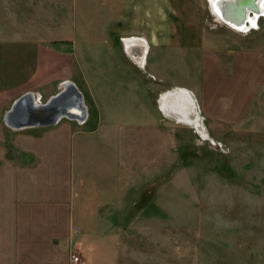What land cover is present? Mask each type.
Segmentation results:
<instances>
[{
    "label": "rangeland",
    "instance_id": "1",
    "mask_svg": "<svg viewBox=\"0 0 264 264\" xmlns=\"http://www.w3.org/2000/svg\"><path fill=\"white\" fill-rule=\"evenodd\" d=\"M157 1L162 19L130 0L107 15L105 0H0V264H89L91 242L92 264H264V16L239 31L210 0ZM152 25L142 92L124 90L111 42ZM66 77L85 122L4 123L22 93L45 102ZM175 85L211 138L159 109ZM103 117L120 131H96Z\"/></svg>",
    "mask_w": 264,
    "mask_h": 264
},
{
    "label": "water",
    "instance_id": "2",
    "mask_svg": "<svg viewBox=\"0 0 264 264\" xmlns=\"http://www.w3.org/2000/svg\"><path fill=\"white\" fill-rule=\"evenodd\" d=\"M217 2L222 9V17L235 25H246L251 20L250 13L260 14L261 11L262 14L264 13L262 0H217ZM167 94L159 101L163 114L175 120H182L211 138L195 92L190 88L181 87L172 88ZM183 100L188 102V106L184 107ZM179 101L181 103L177 105ZM88 117L89 108L83 91L77 83L68 79L63 82L62 88L45 102L37 101L31 91L23 93L7 110L5 121L13 129H24L53 126L63 118L84 122Z\"/></svg>",
    "mask_w": 264,
    "mask_h": 264
},
{
    "label": "crops",
    "instance_id": "3",
    "mask_svg": "<svg viewBox=\"0 0 264 264\" xmlns=\"http://www.w3.org/2000/svg\"><path fill=\"white\" fill-rule=\"evenodd\" d=\"M130 1L133 2V8L134 9L139 10V9L145 8L147 13H148V10L152 4H156V5L160 4L159 6H156L155 10H149V11L154 12L153 15L156 18L162 19V18H164V16H166V9L164 8V10H162V8H161L162 4L160 2L158 3L157 0L156 1H154V0H152V1L151 0H130ZM105 2H109V7L108 8L102 7L101 12H103L105 15L114 14V12H115V10H114L115 3H113L114 0H105ZM124 12H125L124 14H126L128 11H124ZM126 17H127V15H126ZM130 19L136 20V18H134L133 16H131ZM161 25H162V22H161ZM113 33L115 34L118 32L115 31ZM118 34H119V36H118L119 42H113L112 41L111 42V48L113 50V53H114V50L118 51L119 49H120L119 52H121V55H120L121 61L119 62V69H120L119 71L122 72V74L124 76L122 77V79H120V84L125 85V87L123 89L129 91L130 88H133V87H131V85L136 83L135 88H137V90H139L138 92L141 93L142 88L140 86H138L137 83H139V82H136L137 81L136 71L138 70L141 75L146 72V68L149 65V54L151 53L154 45H156L158 43H159L158 45H160V43L162 41H161V38H159V37H163V35H160V33H158V27L156 25H152L151 27L149 26L148 28L140 27V28L132 30V31H123V32H120ZM105 42H107V41L105 40ZM138 57L141 59L138 60ZM109 66L110 67H116L117 65L115 66L114 64H111ZM68 79H69V77H66L65 79L62 80V83H63V81L68 80ZM139 81L141 82L140 83L141 86L144 87L145 84L142 83L141 80H139ZM166 89H167V87L163 88L162 90L159 91V93H158L159 97L157 100L158 104L160 103L159 101H160L161 92L163 90H166ZM28 91H31L36 95L35 90H28ZM28 91H25V92H28ZM52 95H54V94H52ZM138 98L141 100H145L143 95H140ZM158 106H159V109H161L160 104ZM7 110L4 113V123L6 125H7V123L5 121V114H6ZM107 122H108V120L104 119V117H103L97 123V128L95 130L96 131H102L103 128H106L105 130L107 132H109L111 130L120 131V129L122 127L121 124H118V123L115 124L110 118H109V122H108L109 124H106ZM32 128H34V127H32ZM69 240H70V243H72L71 238H69ZM88 246H90L92 249H90V250L88 249L90 251V253H89V257H88V255L86 256L85 263L92 264V261H93L92 258H93V255H95V254H93V250L96 248L95 243L91 242L88 244ZM116 264H119V262H116Z\"/></svg>",
    "mask_w": 264,
    "mask_h": 264
},
{
    "label": "bare ground",
    "instance_id": "4",
    "mask_svg": "<svg viewBox=\"0 0 264 264\" xmlns=\"http://www.w3.org/2000/svg\"><path fill=\"white\" fill-rule=\"evenodd\" d=\"M210 2H211V9H212V11H213V13L214 14H217V16L220 18V19H222L225 23H227V24H229L231 27H233V28H236L237 30H239V31H248V30H251V29H253V27L255 26L254 24H256L257 23V20H259V18L261 17V15L262 16H264V13L262 14V11H261V13L259 14V13H250V21H248L247 23H246V25H235V24H232V23H230V22H228L227 20H225L223 17H222V15H221V13H222V9H221V7L217 4L218 2H217V0H210ZM262 7H263V9H264V0H262ZM262 9V10H263ZM257 26V25H256ZM142 45V44H141ZM129 48V47H128ZM143 48V47H142ZM137 49V48H136ZM148 50V49H147ZM131 51V50H130ZM144 52V51H143ZM135 53V52H134ZM132 54V53H131ZM144 55V54H143ZM137 56V55H136ZM133 57V56H132ZM139 59V58H138ZM141 59V58H140ZM139 59V60H140ZM138 61V60H137ZM144 61V60H143ZM139 63V62H138ZM141 63V62H140ZM181 87H185V88H188V87H186V86H180V85H175V87H172V88H174V89H177V88H181ZM172 88H168V89H166V90H164L162 93H161V97L163 96V98L164 97H166V95H168L167 93H169L170 92V90H172ZM189 89V88H188ZM192 90V89H191ZM36 97V96H35ZM160 97V98H161ZM162 98V99H163ZM37 99V98H36ZM38 101V100H37ZM183 102L185 103V105H184V107H186V106H188V102L187 101H185V100H183ZM181 103V101H179V102H177V105L178 104H180ZM177 120V119H176ZM178 121L179 122H182V120H179L178 119ZM182 123H184V122H182ZM187 124V123H186ZM189 125V124H188Z\"/></svg>",
    "mask_w": 264,
    "mask_h": 264
},
{
    "label": "built area",
    "instance_id": "5",
    "mask_svg": "<svg viewBox=\"0 0 264 264\" xmlns=\"http://www.w3.org/2000/svg\"><path fill=\"white\" fill-rule=\"evenodd\" d=\"M81 257H80V255L79 254H77V253H73L72 254V260H71V262L73 263V264H79V262H80V259Z\"/></svg>",
    "mask_w": 264,
    "mask_h": 264
}]
</instances>
